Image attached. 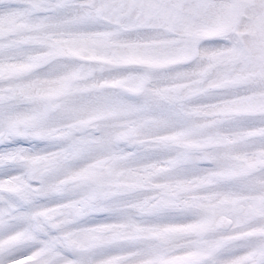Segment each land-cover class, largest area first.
<instances>
[{"label": "snow or ice", "instance_id": "1", "mask_svg": "<svg viewBox=\"0 0 264 264\" xmlns=\"http://www.w3.org/2000/svg\"><path fill=\"white\" fill-rule=\"evenodd\" d=\"M0 264H264V0H0Z\"/></svg>", "mask_w": 264, "mask_h": 264}]
</instances>
